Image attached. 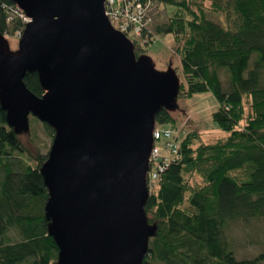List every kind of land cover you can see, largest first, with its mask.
<instances>
[{"label":"trees","instance_id":"obj_1","mask_svg":"<svg viewBox=\"0 0 264 264\" xmlns=\"http://www.w3.org/2000/svg\"><path fill=\"white\" fill-rule=\"evenodd\" d=\"M158 2L173 7L153 31L173 37L184 80L175 97L209 92L217 104L211 120L227 135L210 145L194 132L182 139L181 158L143 203L149 234L140 264H260L264 255L236 259L226 228L264 219V0ZM13 8V0H0V37L22 29L19 19L7 21ZM132 52L135 60L144 53L135 45ZM22 83L33 96L44 94L36 71L25 72ZM6 117L0 105V264H58L42 174L48 153L32 138L39 119L29 113L25 128L16 129ZM153 122L175 125L161 105ZM43 125L54 139V129Z\"/></svg>","mask_w":264,"mask_h":264},{"label":"water","instance_id":"obj_2","mask_svg":"<svg viewBox=\"0 0 264 264\" xmlns=\"http://www.w3.org/2000/svg\"><path fill=\"white\" fill-rule=\"evenodd\" d=\"M13 1L32 22L19 57L0 53V105L16 129L32 113L55 131L42 174L58 264H140L153 113L168 81L136 63L103 0ZM30 71L41 98L22 83Z\"/></svg>","mask_w":264,"mask_h":264},{"label":"rangeland","instance_id":"obj_3","mask_svg":"<svg viewBox=\"0 0 264 264\" xmlns=\"http://www.w3.org/2000/svg\"><path fill=\"white\" fill-rule=\"evenodd\" d=\"M172 13L173 7L159 6L154 14V27L165 23ZM154 35L156 36L150 43L139 46L144 53L135 61L168 81V86L159 99V105L164 106L174 118L175 125L172 128L179 133L181 142L190 132L197 134L199 141L206 145L224 139L227 133L219 130L211 120V115L217 110V104L209 92L194 94L189 98L175 97L177 85L184 80L180 59L173 50V37L171 34ZM21 40L22 36L18 37L16 34L1 36L2 56L19 57L22 53ZM220 79L224 85L227 84L225 73H220ZM32 131L33 142L40 153L49 154L53 138L46 132L40 120L33 123ZM226 235L236 259H254L264 255V219L230 223L226 228ZM260 264H264V260Z\"/></svg>","mask_w":264,"mask_h":264},{"label":"built area","instance_id":"obj_4","mask_svg":"<svg viewBox=\"0 0 264 264\" xmlns=\"http://www.w3.org/2000/svg\"><path fill=\"white\" fill-rule=\"evenodd\" d=\"M161 6L158 0H103L102 15L115 33L121 35L131 46H141L154 39V14ZM10 22L17 18L22 29L15 34L21 37L32 19L19 8L9 10ZM172 127H157L152 130V145L147 158L145 188L150 193L160 175L172 163L180 159L181 139Z\"/></svg>","mask_w":264,"mask_h":264}]
</instances>
